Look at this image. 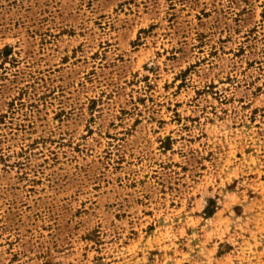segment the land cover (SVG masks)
<instances>
[{"label":"rangeland","instance_id":"obj_1","mask_svg":"<svg viewBox=\"0 0 264 264\" xmlns=\"http://www.w3.org/2000/svg\"><path fill=\"white\" fill-rule=\"evenodd\" d=\"M0 264H264V0H0Z\"/></svg>","mask_w":264,"mask_h":264}]
</instances>
